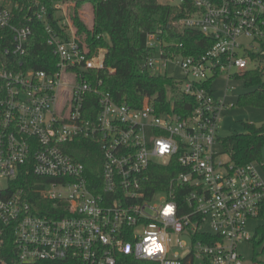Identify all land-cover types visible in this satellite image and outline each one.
Instances as JSON below:
<instances>
[{"label": "built area", "instance_id": "2783aa9c", "mask_svg": "<svg viewBox=\"0 0 264 264\" xmlns=\"http://www.w3.org/2000/svg\"><path fill=\"white\" fill-rule=\"evenodd\" d=\"M157 1L176 9L175 27L213 40L194 56L164 50L159 30L147 35L155 53L141 68L180 69L167 76L193 99L186 116L173 103L157 111L151 97L134 107L104 91L94 71L106 49L79 38L62 2L57 27L42 4L28 7L56 62L26 68L31 25L0 2V264H247L239 246L264 210V165L215 149L229 105L213 81L253 71L264 83V0ZM21 174L31 192L15 186ZM248 264H264V252Z\"/></svg>", "mask_w": 264, "mask_h": 264}, {"label": "trees", "instance_id": "16d2710c", "mask_svg": "<svg viewBox=\"0 0 264 264\" xmlns=\"http://www.w3.org/2000/svg\"><path fill=\"white\" fill-rule=\"evenodd\" d=\"M33 1L42 4L49 16V21L57 27L58 21L53 18V5L63 0H10L14 13L22 22H28V7L37 8ZM84 3H90L93 11V23L88 26L77 14V9ZM17 6V8H15ZM174 7L160 4L157 0H77L72 14L76 33L91 49L103 47L106 49L103 68L94 71L96 80H101V88L111 94L119 103H127L139 107L143 99L151 97L157 111L171 110L181 116L190 113L193 99L178 92L177 83L167 75L152 74L141 68L144 60L155 53V48L147 46L148 33L158 32V38L164 43V50L180 52L183 55L198 56L204 53L213 40L189 29H179L173 25L178 18ZM32 34L27 44V55L22 58L25 67L34 69L53 70L55 56L46 44L43 24L35 19L28 22ZM106 36V37H105ZM7 45L0 41V49ZM4 56L2 55V58ZM246 85L253 87L238 97L239 104L264 108V83L261 74L248 71L243 74ZM171 90V96L168 91ZM1 96V95H0ZM244 131L232 133L220 140L223 153L236 164L250 161H264L261 150L264 145V124L256 125L243 122ZM85 143L86 141H82ZM89 143V140H88ZM97 151L89 147L87 151ZM78 156L84 159L85 151L80 148ZM83 151V152H82ZM160 175L169 176L173 172L160 167ZM26 177L21 174L15 186L23 187L31 192ZM31 178V177H30ZM29 178L30 181H32ZM28 180V179H27ZM28 180V181H29ZM263 221L255 230L252 238L254 245L264 241V210L260 214ZM264 252V246L260 250ZM260 253L254 251V258ZM127 264H155L153 262H137L129 257H120V263Z\"/></svg>", "mask_w": 264, "mask_h": 264}, {"label": "rangeland", "instance_id": "374dc122", "mask_svg": "<svg viewBox=\"0 0 264 264\" xmlns=\"http://www.w3.org/2000/svg\"><path fill=\"white\" fill-rule=\"evenodd\" d=\"M9 1V0H8ZM4 3V0H0ZM62 6L66 12L68 20L73 24L72 14L75 11V6L77 0H63ZM78 16L88 25L91 26L93 23V11L90 3H84L77 9ZM74 26V25H73ZM106 37V36H105ZM159 49L157 48L156 52ZM163 74L169 76L180 77L181 71L179 68L172 64H168L166 69H161ZM213 88L216 97H224L226 104H228V109H226L221 115L220 128L218 130V136L220 140L227 137L232 133H239L244 131L243 122H250L256 125L264 124V108L253 107L248 104H239V95L248 92L253 89L251 86H247L245 79L234 78L226 79L224 74L220 75L213 81ZM215 149L221 153V158L223 160H228V155L223 153L222 145H216ZM261 157L264 161V145L261 150ZM260 173L264 177V166L259 168ZM262 220L252 219L249 221V230L252 232V236L255 235L256 228L262 224ZM172 245L176 244V237H172ZM264 246V241L260 245H254V242H245L240 244L239 251L243 255L246 263L248 264L252 261L253 252L261 253V249Z\"/></svg>", "mask_w": 264, "mask_h": 264}]
</instances>
